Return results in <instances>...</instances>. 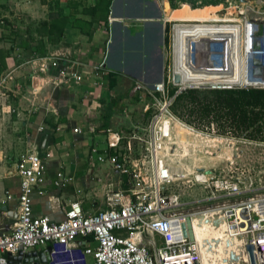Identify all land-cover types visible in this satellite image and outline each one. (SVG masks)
<instances>
[{"label":"built area","instance_id":"obj_1","mask_svg":"<svg viewBox=\"0 0 264 264\" xmlns=\"http://www.w3.org/2000/svg\"><path fill=\"white\" fill-rule=\"evenodd\" d=\"M156 1L164 12V0ZM247 4L226 0L202 6L211 8L206 18L166 19L164 75L151 85L137 83L132 91L143 102L147 123L127 135L107 130V149L103 153L90 150V160L109 163L126 179L127 189L105 194L104 209L87 213L76 200L69 203L60 222L35 216L32 196L43 194L51 154L42 157L36 149H28L19 157L15 164L17 217L11 229L0 230V264L6 263L7 254L35 248L49 249L46 264H201L192 217L208 211L223 221L228 233L241 239L247 256L250 245L255 263L264 264V177L257 183L244 170L242 177L234 176L232 170L225 175L197 170L192 181L209 190L207 200L214 204L190 212L172 190L179 176L165 155L173 122L179 120L172 112L178 96L189 91L264 90V10L262 5L249 9ZM248 10L255 17H249ZM61 60L36 62L43 73L58 68L53 84L83 82L71 67H59ZM92 72L103 77L102 64L94 65ZM72 132L81 131L75 128ZM74 181L60 169L53 187L63 190Z\"/></svg>","mask_w":264,"mask_h":264},{"label":"crops","instance_id":"obj_2","mask_svg":"<svg viewBox=\"0 0 264 264\" xmlns=\"http://www.w3.org/2000/svg\"><path fill=\"white\" fill-rule=\"evenodd\" d=\"M117 2V0H116ZM115 0L110 7L107 25L94 23L90 37L71 25L66 27L61 46L54 50L62 58L59 67H71L84 78L80 84L52 86L45 91L46 106L38 108L25 124L26 146L43 157L51 154L46 165V182L42 195L32 196L35 216H47L60 222L72 201H80L87 213L105 208L108 191L127 189L126 179L107 163L89 159L90 150L99 153L107 149L106 131L127 135L135 126L147 123L143 102L132 93L137 83L151 85L161 80L166 67L165 41L170 16L161 10L156 0ZM170 6V2H169ZM170 13L178 11L172 10ZM88 21L87 16L76 15ZM21 55L23 52L19 51ZM53 57V58H55ZM37 64V62H27ZM102 64L103 77L95 76L92 67ZM58 68H48L37 86L53 82ZM33 79L39 76H33ZM98 80V81H96ZM95 83V84H94ZM34 103L30 101L32 106ZM142 123V124H141ZM81 132L74 134L73 129ZM93 130V131H92ZM0 165V230L12 228L17 217L19 178L15 164ZM107 165L113 175L102 176L101 166ZM96 166H100L94 171ZM71 174L75 181L63 190L53 187L58 170ZM104 177V178H102ZM6 194L11 199L6 200ZM35 248L28 252H42Z\"/></svg>","mask_w":264,"mask_h":264},{"label":"rangeland","instance_id":"obj_3","mask_svg":"<svg viewBox=\"0 0 264 264\" xmlns=\"http://www.w3.org/2000/svg\"><path fill=\"white\" fill-rule=\"evenodd\" d=\"M99 1L101 0H0V165H11L24 153L22 151L26 146L27 134L25 124L32 119L38 108L46 106L44 92L54 86L53 82H42L39 84L41 90L35 94L34 87L45 75L40 71L39 62L27 63L37 59H51L56 56L53 51L61 46L62 41L52 42V38H48L42 23L55 17L60 10L66 15H76ZM167 1L177 9L182 4L197 9L204 4L223 3L226 0H187L184 3L180 0ZM167 1L163 2L164 11L175 19L177 16L170 13ZM246 1L249 9L262 5L264 10V0ZM119 2L117 0L116 4ZM248 11L249 17H255L252 10ZM102 17L99 25H105ZM24 34L33 38L32 45H37L46 52L44 57L19 56V37ZM33 76L39 78L33 79ZM30 101L34 105L27 106ZM170 143L175 144L171 148V161L174 165L168 158L167 162L179 176L172 190L180 195L190 212H200L214 204L207 200L210 197L209 190L193 183V173H189L195 168L221 175L231 174L232 170L234 176H241V171L244 170L245 176L248 174L257 183L264 177V142L218 135L214 129H199L179 118L173 122ZM99 167L96 166L94 171ZM100 168L102 176L105 173L113 175L107 165Z\"/></svg>","mask_w":264,"mask_h":264},{"label":"trees","instance_id":"obj_4","mask_svg":"<svg viewBox=\"0 0 264 264\" xmlns=\"http://www.w3.org/2000/svg\"><path fill=\"white\" fill-rule=\"evenodd\" d=\"M112 1L101 0L82 11L80 14L87 16L88 21L78 18L77 14L66 15L60 10L55 17L42 23L43 29L48 38H52V42L62 41L66 27L70 25L80 30L82 35L90 37L93 24L101 21L102 16L105 25L108 24ZM180 1L184 3L187 0ZM219 3L221 2L203 6ZM170 6L172 10L177 9L171 2ZM31 42V36L20 35L18 46L23 55H18H30V58L44 57L46 52ZM172 112L186 124L199 129H214L218 135L264 142V90L189 91L175 99Z\"/></svg>","mask_w":264,"mask_h":264},{"label":"bare ground","instance_id":"obj_5","mask_svg":"<svg viewBox=\"0 0 264 264\" xmlns=\"http://www.w3.org/2000/svg\"><path fill=\"white\" fill-rule=\"evenodd\" d=\"M167 3L169 4L168 1ZM210 10V7H204L201 10L195 11L190 9L187 4H182L180 9L173 13L177 16L175 19H198L206 18V14ZM166 15L168 14L166 13ZM168 16H170V19H173L171 15ZM187 128L191 129L188 126ZM178 139L180 140V137ZM173 145L175 144L170 143L165 153L166 158H168L172 164L171 148ZM180 166L184 167L183 164ZM197 170H204L207 175L210 173V171L203 168H195L191 170L189 174L195 173ZM192 230L195 245L200 254L201 264H248V256L243 252L241 239L228 233L223 221L216 220L212 212L208 211L194 215L192 217Z\"/></svg>","mask_w":264,"mask_h":264},{"label":"water","instance_id":"obj_6","mask_svg":"<svg viewBox=\"0 0 264 264\" xmlns=\"http://www.w3.org/2000/svg\"><path fill=\"white\" fill-rule=\"evenodd\" d=\"M245 2L246 0H241ZM114 1H112L113 3ZM112 5V4H111ZM176 82L178 79H175ZM185 232V230H184ZM186 235V232H185ZM48 250H43L42 252H19L16 255L7 254L5 257L6 263L5 264H46L49 261ZM248 252V260L249 264H256L254 255H253V247L248 245L246 247Z\"/></svg>","mask_w":264,"mask_h":264}]
</instances>
